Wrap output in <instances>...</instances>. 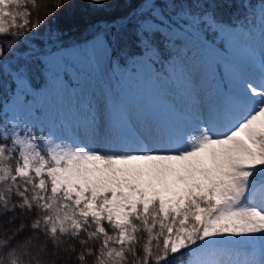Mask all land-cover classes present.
I'll return each mask as SVG.
<instances>
[{"label": "snow or ice", "instance_id": "snow-or-ice-1", "mask_svg": "<svg viewBox=\"0 0 264 264\" xmlns=\"http://www.w3.org/2000/svg\"><path fill=\"white\" fill-rule=\"evenodd\" d=\"M126 4L0 0V264H264V0Z\"/></svg>", "mask_w": 264, "mask_h": 264}, {"label": "trees", "instance_id": "trees-1", "mask_svg": "<svg viewBox=\"0 0 264 264\" xmlns=\"http://www.w3.org/2000/svg\"><path fill=\"white\" fill-rule=\"evenodd\" d=\"M119 2L121 7L117 14H124L127 11L126 0ZM218 2L222 3L223 0ZM36 5L35 9L28 6L32 12L31 22L41 23L40 31L45 40L48 39L49 33L52 34V50L63 46L81 48L92 38L95 26L102 19L100 14L87 6V0H36ZM234 14H238L235 8L218 9V15L223 21H228ZM3 223L5 221L0 219V224Z\"/></svg>", "mask_w": 264, "mask_h": 264}, {"label": "rangeland", "instance_id": "rangeland-1", "mask_svg": "<svg viewBox=\"0 0 264 264\" xmlns=\"http://www.w3.org/2000/svg\"><path fill=\"white\" fill-rule=\"evenodd\" d=\"M91 41H92V38L90 39V40H88L87 42H85L83 45H82V47H85L87 44H89V43H91ZM81 47V48H82ZM75 48H77V47H74V46H63V47H60V48H58V49H55V50H53V51H57V50H63V51H71V50H73V49H75ZM85 75H87V73L85 72L84 73ZM86 83V87H91V86H94L97 90H99L100 88H102V87H106L107 85L105 84V81L104 80H100L99 82H97L96 80H92L91 81V84L89 85L87 82H85ZM71 97L70 96H66L65 97V100H64V104L66 105V106H70L71 105ZM94 147L95 146H98V145H93Z\"/></svg>", "mask_w": 264, "mask_h": 264}]
</instances>
